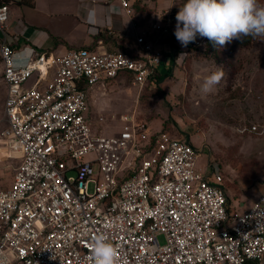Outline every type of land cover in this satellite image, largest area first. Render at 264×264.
<instances>
[{
    "label": "built area",
    "instance_id": "obj_1",
    "mask_svg": "<svg viewBox=\"0 0 264 264\" xmlns=\"http://www.w3.org/2000/svg\"><path fill=\"white\" fill-rule=\"evenodd\" d=\"M114 1L132 13L129 0ZM9 9L0 5V152L13 175L8 183L0 176V262L93 264L91 245L104 235L119 264H264V187L236 212L219 165L208 158L207 170L197 169L201 151L185 139L150 135L135 111L107 135L86 115L94 85L123 79L139 94L166 55L175 59L164 43L175 10L130 50L77 48L59 57L22 45ZM248 132L264 136V123Z\"/></svg>",
    "mask_w": 264,
    "mask_h": 264
},
{
    "label": "rangeland",
    "instance_id": "obj_2",
    "mask_svg": "<svg viewBox=\"0 0 264 264\" xmlns=\"http://www.w3.org/2000/svg\"><path fill=\"white\" fill-rule=\"evenodd\" d=\"M68 1L38 0L33 17L36 20L41 18L39 13L46 17L55 13L57 18L43 17V25L74 46L75 31L71 34L69 31L74 22L64 17L66 10L72 9V1ZM257 4L264 7V0H257ZM19 10L14 7L12 15L15 17ZM23 10L26 17L33 12ZM150 26V23L138 25L136 31L143 34ZM98 29L92 28L89 33L95 34ZM255 37L247 45L221 49L219 62L206 55L205 48L183 47L176 38L169 39V45L176 42L171 47L176 48L177 55L175 59L166 55L161 65L156 66L160 76L171 68L159 85L151 82L138 94L123 79L96 84L86 93L89 106L86 115L96 130L107 135L118 131L121 115L136 111V117L146 122L151 135L162 132L175 139H185L201 151L196 160L197 169L206 171L208 158L219 165L232 209L242 212L252 206L257 197L253 195L264 186V136L248 132L252 125L264 123V36ZM118 44L124 47L123 51L133 47L121 41ZM106 50L102 46L99 52ZM182 53L187 55L179 57ZM213 73L220 75L219 83L210 93H204L205 78ZM4 100L0 66V132L4 128ZM12 169L0 152V176L4 183L10 182ZM0 264L20 262L3 257Z\"/></svg>",
    "mask_w": 264,
    "mask_h": 264
},
{
    "label": "crops",
    "instance_id": "obj_3",
    "mask_svg": "<svg viewBox=\"0 0 264 264\" xmlns=\"http://www.w3.org/2000/svg\"><path fill=\"white\" fill-rule=\"evenodd\" d=\"M37 1L38 0H33V7L25 5L10 6L9 24L13 33L20 36V39L23 41H21L22 45H27L37 50L47 51L59 57L67 51L77 48H92L100 51L102 46H105L108 50L112 46L110 44H105L102 40L96 38V36L100 33H107V35L112 36L113 38H118L121 42H125L126 45L129 46V44H131V46H133L134 37L142 35L136 31L137 26L145 23H150L151 26L145 30L144 33L153 34L150 36L153 38L155 36V33H152L153 22L157 20V18H161L162 14L168 9H173L177 13L179 10L178 7L183 2V0H151L150 3H145L143 0H129L133 10L132 13L127 16L120 8L118 2L114 0H67L68 2L72 1V9L71 12L66 10V13H64L66 16L64 17L71 19L74 22L72 26L70 25V34L72 30L75 31V35L72 38L75 41V45L69 46V43L65 40V38L60 37V35H56L54 31L47 29L43 25V17H45V19L53 17L57 18L58 16L55 15V13L46 17L37 12L41 18L35 20L33 15L34 12L36 13L37 11ZM136 6H139L138 10L141 9L143 11L135 10L134 7ZM14 7L22 10H19V13L15 17L12 15ZM26 8L33 11L28 14V17H26L23 10ZM107 11L110 12V15H107ZM175 25L176 23L172 29V37L170 35L165 38L164 43H166L169 39H173V41L175 40ZM92 28L99 29L97 30V33L92 34L89 33ZM170 44L174 45L176 42ZM28 53L29 52H27V50L21 53L18 52L17 57H24ZM112 117L114 118L115 116ZM153 134L154 133H152V135ZM258 187L260 186L258 185ZM259 192H261V190L258 189V192H256L253 197L255 198Z\"/></svg>",
    "mask_w": 264,
    "mask_h": 264
},
{
    "label": "clouds",
    "instance_id": "obj_4",
    "mask_svg": "<svg viewBox=\"0 0 264 264\" xmlns=\"http://www.w3.org/2000/svg\"><path fill=\"white\" fill-rule=\"evenodd\" d=\"M178 9L174 35L183 47L197 36L219 48L233 39L264 36V7L257 0H183ZM220 78L217 73L206 77L202 91L210 93ZM91 257L93 264H119L117 248L104 235L95 237Z\"/></svg>",
    "mask_w": 264,
    "mask_h": 264
},
{
    "label": "trees",
    "instance_id": "obj_5",
    "mask_svg": "<svg viewBox=\"0 0 264 264\" xmlns=\"http://www.w3.org/2000/svg\"><path fill=\"white\" fill-rule=\"evenodd\" d=\"M9 3H12L13 5H17V6H28V7H33V0H0V5H7L9 7ZM139 6L134 7L135 10H138ZM138 11H143V10H138ZM96 38H98L99 40H102L103 43L105 44H110L112 47L109 48L107 51L113 52L114 49H118V50H123L122 46L120 44H118L119 39L118 38H113L112 36L107 35V33H100L96 36ZM256 37L253 36H246V37H242L241 39H233L231 43H227L225 46H223L222 48L219 47H214L213 44L207 39L206 43H205V54L206 55H210V57H212V59L214 61L219 62L220 61V52L221 49L223 48H231L234 45H240V46H244L247 45L248 43H250V39H255ZM92 49V48H89ZM176 50V48H175ZM115 51V50H114ZM177 52L174 53V57H176ZM168 71H166L162 76H160V78L158 79V81H155V79L157 80V76H155V79L152 82V85H159L160 81H163L165 79L166 76H168ZM158 76V77H159ZM150 81L148 82V84L145 86V88L147 86H149V84L151 83ZM154 82V83H153ZM157 134V133H156ZM153 134V135H156ZM226 182H224V186L225 189H227V184H225ZM227 193V192H226Z\"/></svg>",
    "mask_w": 264,
    "mask_h": 264
}]
</instances>
